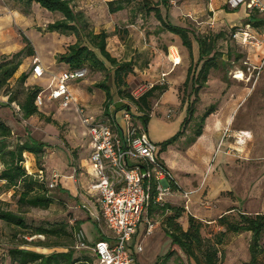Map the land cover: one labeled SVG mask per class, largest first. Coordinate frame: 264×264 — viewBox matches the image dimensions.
<instances>
[{
  "label": "rangeland",
  "instance_id": "374dc122",
  "mask_svg": "<svg viewBox=\"0 0 264 264\" xmlns=\"http://www.w3.org/2000/svg\"><path fill=\"white\" fill-rule=\"evenodd\" d=\"M110 1L113 0H76L73 5L76 12L85 15L88 22L86 32H107L108 51L119 62H132L133 71L125 76V84L117 85L114 69L110 65L103 72L93 71L87 66L88 75L85 79L69 83L75 102L86 106L89 117L107 122L106 88L97 87L103 84L110 89L113 97L112 116L118 113L121 125H125L122 121L123 113L128 111L136 119L146 113L151 119L163 120L165 127L159 128L158 135H155L153 125L150 126V135L154 141H161L159 138L165 130L179 127L173 136L179 132H182V136L175 146L164 150L158 145V153H161L162 159L180 184H184V173L189 170L200 177L193 182L196 178L192 179L189 187H184V192L191 197L190 210L185 209L183 200L176 199L170 203L175 208L185 210L179 224L187 230L188 219L193 216L202 223L201 233L204 238L216 241L224 233L223 245L219 247L221 264H249L253 234L230 233L226 227L221 226L219 219L226 215L228 221L239 222L242 214L264 215V26L254 28L250 25V29H247L252 14L264 17V0H261L263 11L250 10L245 3L234 8L230 5V0H169L168 9L161 6L163 16L169 22L189 32L195 50L191 55L182 40L178 39L179 46L183 45L181 48L186 62L172 78L163 77L162 70L156 67L160 64L164 66L161 62L167 59L169 47L174 43L177 45L176 39H170L166 32L161 31L160 22L154 13L147 14L143 6L144 0H131L124 11L116 14L109 13L107 4ZM149 1L155 6L160 0ZM235 9L238 11H233ZM63 18L60 12H50L37 3L27 5L18 0H0V62L24 50L20 57L22 66L8 85L0 90V121L12 129V137L9 139L11 148L29 137L48 144L39 162L34 156L27 155L24 166L29 174L43 176L53 201L47 209L21 205L19 198L23 187L8 190L6 184L0 181V207L22 217L28 226L21 228L0 220V264H11L10 250L15 247L43 254L67 250L39 246L57 242L72 244L67 233L62 231L61 237L57 239L34 236V230L39 227H65L70 233L77 218L88 214L84 209L88 171L93 168V178L97 177L90 159L89 148L92 142L77 104L72 103L69 108L64 109L55 102L46 101L39 114L28 120L23 118L20 108L29 90L47 89L44 87H48L51 80L48 74L41 80L33 78L31 72L35 58L44 61L50 69L45 68L50 75H54L66 68L58 62L59 54L77 41L87 43L85 32L77 37L74 31L48 30L50 24ZM242 29L252 31L259 45H244L235 39V32ZM217 35L223 36L217 41V51L222 54L219 55L218 69L211 71L207 86L196 95L192 83L184 86L185 80L182 79L189 65L193 66L195 77L201 68L198 65V39ZM173 58H177L175 52ZM155 60V70L149 71ZM240 72L244 76L243 80L236 79ZM23 74L29 75V78L25 84H20L19 78ZM179 77L181 81L177 79ZM154 86L167 87L171 93L163 101L162 95L157 92L156 97L150 99L149 110H141L128 97L129 94L134 98L140 97V94ZM173 94L177 99L176 104L170 99ZM10 96L16 100L11 104ZM213 105L216 106V112L203 123L205 134L197 138L198 143H193L192 138L202 117ZM188 110L193 111L192 116ZM187 116L189 120L183 125ZM47 118L56 123H47ZM136 124L146 131L142 119L137 120ZM224 129L229 130L231 136H222L220 142L218 138L220 146L215 150L217 143L214 134H223ZM237 141L243 145H239ZM189 147L191 148L188 150ZM55 176L60 178L61 185L57 179V186L52 189L50 186L55 184ZM217 185L220 188L214 190ZM170 215V212L165 215L155 214L151 218L163 236L165 222ZM80 223L81 227L84 224L88 238L91 241L96 239L99 226L97 221L86 217ZM100 229L110 233L104 221L100 223ZM158 230L149 242L143 239L145 251L139 256L140 264H154L159 255H166L170 251L171 242L166 250L169 240L161 242ZM144 236L141 233L140 238ZM74 247L77 258L86 253ZM38 248L48 251H38ZM258 251L259 264H264V233ZM180 262V258L174 256L167 264ZM181 264L190 263L184 257Z\"/></svg>",
  "mask_w": 264,
  "mask_h": 264
},
{
  "label": "trees",
  "instance_id": "16d2710c",
  "mask_svg": "<svg viewBox=\"0 0 264 264\" xmlns=\"http://www.w3.org/2000/svg\"><path fill=\"white\" fill-rule=\"evenodd\" d=\"M27 5L33 3L39 4L42 8L50 12H60L63 15V20L50 24L49 31H74L76 36L79 37L81 32H85V38L87 43L83 44L77 41L71 44L67 50L57 56L59 63H64L69 66L70 69H83L90 67L93 71H107L108 65L114 69V79L117 85L125 84V76L129 75L133 71L132 62H119L117 58L113 57L107 49V41L109 34L105 31L96 34L94 32L87 33L88 22L85 15L82 12H76L73 3L76 0H18ZM169 0H160L155 6H152V2L149 0L143 1V6L146 8L147 14L154 13L155 18L160 22L161 31L169 32L179 36L183 42V45L189 49L192 55L193 43L189 36V32L179 26H176L169 22L164 16L161 9L163 6L165 9L169 8ZM131 0H113L108 2V10L110 14H116L124 11ZM236 12V11H235ZM248 25L254 28H260L264 26V17L260 18L256 13L252 14L251 20ZM223 36L217 35L212 37H205L198 39L200 46V56L198 65L201 68L195 77L194 68L191 66L188 71L187 79L184 86H189L192 83L195 94L198 95L200 91L207 86L209 75L213 69H218V60L220 54L217 51V41ZM27 40V39H26ZM28 41V40H27ZM24 53V50L15 54L12 58H5L0 62V90L4 89L9 81L19 71L23 64L20 57ZM32 74V72H31ZM29 75L23 74L19 78L20 84H25ZM98 88L105 89L107 94L106 116L109 119L113 118L109 111L112 106L113 97L111 91L106 85L99 84ZM42 88H33L28 91L24 102L20 105L23 113V118L28 120L29 118L39 114V108L36 106L35 101L37 95L42 92ZM168 91L167 87L154 86L147 92H145L139 99H135L129 94L128 97L140 107L141 110H149L150 99L155 98L157 92L160 96ZM15 98L9 97V104L15 102ZM128 106H126L127 108ZM192 113V110H188ZM216 112V106H211L201 119V124L196 130L192 142L195 143L197 138L203 134V123L206 118ZM138 119H142L145 122L146 127L150 124L151 117L149 114L144 115ZM189 118L183 122L185 125ZM47 123H56L54 120L47 118ZM182 132H179L172 138L161 143L160 145L166 150L170 146L175 145L181 138ZM12 137V129L6 123L0 121V181L6 184L8 190L17 189L19 186L23 187L20 194L19 203L21 205H29L35 208L47 209L53 203L52 198L49 196V188L43 181V176L39 174H29L24 164L26 161L25 156H34L39 162L48 147V144L32 137H29L24 142H19L15 148H11L9 145V139ZM165 166V164L163 163ZM62 190V189H61ZM66 192V190H62ZM184 208H175L169 203L160 204L153 203L150 209V217L155 214L172 213L165 222V233L172 240V246L170 251L158 260L157 264H167L171 258L177 256L182 263L183 258L186 257L188 263L192 264H221L222 259L220 255L219 247L223 245V234L216 239V241L202 236L201 230L203 228L202 223L196 220L193 216L188 219L189 227L187 230L179 224V220L182 218ZM0 220L9 224L15 225L21 228H27V224L22 217L11 211H6L0 207ZM221 226L226 227L230 233H243L250 232L253 234V238L250 244L251 261L249 264H259V247L260 241L264 233V215L249 216L242 214L239 222H230L226 215L219 219ZM81 229V223H76L72 232L68 233L65 229L54 227L45 228L39 227L34 230V236L40 235L46 238L57 237L59 239L62 235V231L67 233L72 240V244H62L57 242L53 245H45L44 243L39 246L45 248H65L67 250L63 252H53L51 254L39 253L27 248L15 247L10 250L11 264H94L95 259L87 251L81 257L75 256V232ZM75 243V244H74ZM81 251V250H80ZM179 264V263H177Z\"/></svg>",
  "mask_w": 264,
  "mask_h": 264
},
{
  "label": "built area",
  "instance_id": "2783aa9c",
  "mask_svg": "<svg viewBox=\"0 0 264 264\" xmlns=\"http://www.w3.org/2000/svg\"><path fill=\"white\" fill-rule=\"evenodd\" d=\"M229 3L234 8L245 3L250 10L263 11L261 0H230ZM234 38L244 45H259L249 30H237ZM173 60L177 65V60ZM45 72L40 59L35 58L34 78H42ZM87 75V68H69L54 75L49 88L37 95L36 106L40 110L49 101L58 103L61 108H69L76 103L69 83L83 80ZM140 97L135 96V99ZM76 104L92 142L90 159L97 178L91 190L97 196L100 216L111 232L110 238L90 246L85 231L80 229L75 232L76 248L91 254L94 264H139L137 255L143 252V247L135 244V237L140 225L146 223L147 233L154 232L156 223L150 217L151 206L153 203L166 204L178 184L160 161L158 144L136 124V117L129 111L123 113L125 125L117 120L112 124L87 116L85 109ZM229 133L226 130L224 137H229ZM55 177V184L50 186L52 189L57 186L58 178ZM181 197L185 206L190 203L189 193L183 192Z\"/></svg>",
  "mask_w": 264,
  "mask_h": 264
},
{
  "label": "crops",
  "instance_id": "0c3cea01",
  "mask_svg": "<svg viewBox=\"0 0 264 264\" xmlns=\"http://www.w3.org/2000/svg\"><path fill=\"white\" fill-rule=\"evenodd\" d=\"M219 1V0H218ZM217 1V2H218ZM233 11H238V9H235V10H233ZM249 27V28H248ZM247 29H250V25H248L247 26ZM251 34H252V31H249ZM167 33V35L168 36H170L171 38L170 39H176V44L177 45H175V43H174V45H172V46H170L169 47V55L168 56H166V60L165 61H163V62H161V63H163V65L164 66H162L161 64L158 66V68L156 67L157 66V61L155 60L154 61V63H152V65H151V69L149 70V71H152V70H155V67H156V69H158V70H162L161 72V74L162 75H166V77H171L174 73H176V71L179 69V68H181L182 67V65L184 64L185 65V62H186V57H185V54L183 53V50H182V46H179L180 45V42L178 41V39H181L179 36H177V35H175V34H172V33H169V32H166ZM190 36V35H189ZM198 42V41H197ZM175 49V51H173ZM193 50H194V48L192 49V52H193ZM195 51V50H194ZM176 53V60H177V62H178V64L177 65H174V58H173V53ZM198 52H199V56H200V46H199V43H198ZM194 55H195V52H194ZM40 59V58H39ZM41 61V60H40ZM198 61H199V59H198ZM43 62V67L45 68V67H47V68H49V66H47L45 63H44V61H41V63ZM62 65H65V69H61L62 71H66V70H68L69 69V66L68 65H66V64H64V63H62ZM183 65V66H184ZM162 67V68H161ZM191 66L189 65L188 67H187V71H185L186 72V74H185V77H184V79H182V80H185L186 81V79H187V76H188V71H189V68H190ZM50 69V68H49ZM164 70H166V71H164ZM45 75H49L50 77H51V80H50V82L48 83V87H44V88H49V86L51 85V83H52V78H53V76L54 75H58L60 72H62V71H60L59 73H57V74H54V75H50V73L48 72V70L45 68ZM45 75L42 77V78H40V79H36V78H34V76H33V78L34 79H36V80H41V79H43L44 77H45ZM173 77V76H172ZM171 77V78H172ZM181 77V76H180ZM177 78V79H180V81H181V78ZM185 83V82H184ZM44 86V85H43ZM169 90V89H168ZM170 93H171V91H168V92H166L165 94H163L162 95V99H163V101L166 99V97H168V95H170ZM170 99L172 100V102L174 103V104H176L177 103V99H176V96L173 94V96H171L170 97ZM49 102V101H48ZM84 109H85V111H86V106H84L83 104H81V103H79ZM57 105H59L58 103H57ZM59 107H60V105H59ZM42 109V108H41ZM41 109H40V111H41ZM109 111H110V113H111V116H112V114H113V112H114V110H113V107H110V109H109ZM86 114H87V111H86ZM88 116V115H87ZM91 117V116H90ZM113 118H111V119H109L107 122L106 121H104V120H102L103 122H106V123H112V124H114L115 122H116V120L119 122V120H118V113H116V115L115 116H112ZM188 117V116H187ZM186 117V118H187ZM96 119V118H95ZM96 120H98V119H96ZM137 120H139V119H137ZM99 121H101V120H99ZM151 125H153V131H154V133H155V135H158L157 133H158V131H159V128H161V127H165L164 125V123H163V120H160V119H158L157 118V120H156V118H152L151 119V121H150V124L146 127V133H147V135H149V137L152 139V137H151V135H150V126ZM179 126V125H178ZM224 127L223 128H225V125H223ZM227 126V125H226ZM171 127V126H170ZM177 129H179V127H176L175 129H172V128H170V129H168V130H165L164 132H163V134H162V136L159 138V139H161V141H154L153 139V141L155 142V143H157L158 145H160L161 143L160 142H165V141H167L168 139H170V138H172L173 137V134L177 131ZM227 129H224L223 130V134H220V132L219 133H216V134H214V137L216 138L215 139V142L217 143L218 142V138H220L219 139V142H220V140H221V138H222V136H224V133H225V131H226ZM205 134V131L203 132V134H202V136ZM231 136V135H230ZM228 138V137H227ZM198 141H199V139H198ZM198 141L196 142V143H198ZM237 143L239 144V145H243V144H241L239 141H237ZM243 143V142H242ZM173 146H175V145H173ZM220 146V144L218 145V143H217V145H215V150H216V148H218ZM171 148H172V146H170ZM191 147H189L188 148V150L190 149ZM240 149V148H239ZM89 150H90V155H91V151H92V147H90L89 148ZM159 159H160V161L162 162V163H164L165 164V166L170 170V172L173 174V172H172V170L170 169V167L167 165V163L162 159V156H161V153H159ZM192 173H194L193 172V170H189L187 173H184V176L186 177L185 179H184V184L182 185V184H180L177 180H176V178L174 177V179H175V181L177 182V186H175L174 187V191H175V193H174V195L173 196H170V197H168L167 199H166V203H171L173 200H176V199H180V200H182V197H181V194L184 192V187H189L190 186V183H191V180L192 179H194V178H196V179H194V180H192V182L193 181H195V180H198L200 177L197 175V174H192ZM93 174H94V171H93V168L92 169H90L89 171H88V177H87V186H88V188L86 189V192H85V196H84V199H85V204H84V209L85 210H87V212H88V214L86 215V216H82L81 218H77V221H76V223L78 222V223H80V222H82V221H85V219H86V217H87V219L88 220H91V221H94L95 222V220L97 221V224H99V226H98V228H97V232H96V239H94L93 241H91V239H89L88 238V236H87V242H88V244L90 245V246H93V245H95L97 242H99V241H101V240H106V239H108V238H110V236H111V232L110 233H105V232H102L101 231V229H100V223L103 221L102 220V218H101V216H100V213H101V211H100V208H99V204H98V199H97V196H96V194L91 190V186L94 184V182L96 181V179H94L93 178ZM96 174V173H95ZM173 176H174V174H173ZM60 180V178L58 179V181ZM59 183H60V185H61V182L59 181ZM58 183V184H59ZM219 185H217V186H215V189L214 190H216V189H218V188H220V186L218 187ZM67 189V188H66ZM68 191H70L69 190V188L67 189ZM74 192V191H73ZM191 202V201H190ZM86 207V208H85ZM185 208H186V210H190L191 209V204H188V205H186V206H184ZM83 227H85L84 226V224L82 225ZM83 227H81V229H83L84 230V228ZM158 230V228H157V226H156V228H155V230H154V232L152 233V234H148L147 233V225H146V223H143V224H141L140 225V228H139V231H138V233H137V235H136V237H135V244L136 245H141L142 247H143V245H142V242H143V239H144V241L145 242H149L152 238V235L155 233V231H157ZM186 230V229H185ZM158 232L160 233V235L158 236L159 237V240L161 241V242H167V240H169L168 241V244H167V246H166V250H168V247L170 246V242H171V246H172V240L166 235V233H164V236L161 234V232L158 230ZM141 233H144V237H142V238H140V236H141ZM87 235V234H86ZM164 239V240H163ZM171 246H170V248H171ZM38 251H42V252H47L48 250L47 249H41V248H38L37 249ZM165 250V251H166ZM144 251H145V248L143 247V252H141V253H138V255H137V257H138V263L140 264V262H139V256L142 254V253H144ZM167 252V251H166ZM165 254V253H164ZM165 255H159V257H157V260H160L162 257H164ZM156 260V261H157ZM158 262V261H157ZM157 262H155L154 264H157Z\"/></svg>",
  "mask_w": 264,
  "mask_h": 264
},
{
  "label": "bare ground",
  "instance_id": "6f19581e",
  "mask_svg": "<svg viewBox=\"0 0 264 264\" xmlns=\"http://www.w3.org/2000/svg\"><path fill=\"white\" fill-rule=\"evenodd\" d=\"M236 79L243 80V79H244L243 74L240 72V73L236 76Z\"/></svg>",
  "mask_w": 264,
  "mask_h": 264
}]
</instances>
